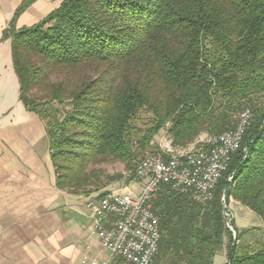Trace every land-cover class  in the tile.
<instances>
[{
    "label": "trees",
    "instance_id": "obj_1",
    "mask_svg": "<svg viewBox=\"0 0 264 264\" xmlns=\"http://www.w3.org/2000/svg\"><path fill=\"white\" fill-rule=\"evenodd\" d=\"M34 1H20L2 38L19 99L44 123L55 187L88 196L101 184L95 165L130 169L134 145L149 148L164 127L185 145L250 109L209 208L165 186L153 197L156 264H211L224 235L225 264H264V242L239 250L220 203L224 190L264 222V0H62L16 27Z\"/></svg>",
    "mask_w": 264,
    "mask_h": 264
},
{
    "label": "crops",
    "instance_id": "obj_2",
    "mask_svg": "<svg viewBox=\"0 0 264 264\" xmlns=\"http://www.w3.org/2000/svg\"><path fill=\"white\" fill-rule=\"evenodd\" d=\"M20 1L0 0V264H129L110 257L91 232L86 201L97 195L55 187L44 123L19 99L11 40L2 38ZM57 4L36 0L16 27L39 21Z\"/></svg>",
    "mask_w": 264,
    "mask_h": 264
},
{
    "label": "built area",
    "instance_id": "obj_3",
    "mask_svg": "<svg viewBox=\"0 0 264 264\" xmlns=\"http://www.w3.org/2000/svg\"><path fill=\"white\" fill-rule=\"evenodd\" d=\"M250 118V111L243 112L233 128L211 138H197L195 142L200 145L189 149L179 148L171 138H164L134 168L132 182L139 186L138 194L124 187L88 199L91 232L109 256H119L129 264H151L160 239L159 216L152 208L154 195L165 186L187 195L201 207H208L232 154L240 147L245 120ZM231 179L232 176L227 177L229 182ZM220 203L224 225L236 241L234 214L224 190ZM91 264L98 262L92 260Z\"/></svg>",
    "mask_w": 264,
    "mask_h": 264
},
{
    "label": "rangeland",
    "instance_id": "obj_4",
    "mask_svg": "<svg viewBox=\"0 0 264 264\" xmlns=\"http://www.w3.org/2000/svg\"><path fill=\"white\" fill-rule=\"evenodd\" d=\"M62 0H54V3L58 2L57 6L61 3ZM35 2V1H34ZM33 2V3H34ZM32 3V4H33ZM31 4V5H32ZM56 6V7H57ZM54 7V8H56ZM52 8L51 10H53ZM49 10V12L51 11ZM47 11V10H46ZM47 12V13H49ZM46 13V14H47ZM248 109V108H246ZM251 114V110L248 109ZM238 115L236 116V121L234 123V126L238 120ZM145 114H141L139 120H136L134 124L136 126H141L146 120ZM251 119V118H250ZM233 126V127H234ZM45 128V127H44ZM223 132V131H222ZM46 133V132H45ZM216 134V133H213ZM212 136V134H208L203 132L198 138H208ZM47 137V135H46ZM164 138H170L167 134L166 127H164L162 130L159 131L157 135L154 136V139L150 142V147L142 150L136 145H134L133 150L137 154L136 160L133 162V166L128 169L124 164L120 162H102L94 166L97 170L100 171V179L101 184L100 188L93 193L95 196L100 195L101 193L105 192L106 190H112V189H122L124 187H128L133 190L135 194L139 193V186L132 182V174L134 171V168L136 164L148 153H151L157 149L159 141L163 140ZM200 143L191 142L185 145H177L179 148H192L199 146ZM223 193V191H222ZM221 193V194H222ZM156 195V194H155ZM154 195V196H155ZM229 200V201H228ZM226 201L228 202L229 208L232 210L234 214V225L235 229L241 234L239 239H236L235 243L240 250L242 249H248L253 250L258 245L264 242V222L260 217H258L254 212H252L250 209L245 207L244 205L240 204L239 202L235 201L232 198H226ZM211 204V203H210ZM210 204L207 208H209ZM222 208V205H221ZM221 217H222V209H221ZM224 230L228 233L229 230L225 227L224 221L222 218ZM237 232V233H238ZM230 238H232L231 233L229 232ZM238 236V234H237ZM228 237L226 235L223 236L222 239V246L217 249L215 252L212 263L211 264H225L226 262V245H227ZM158 251L152 261L151 264H155L156 258L158 257Z\"/></svg>",
    "mask_w": 264,
    "mask_h": 264
},
{
    "label": "bare ground",
    "instance_id": "obj_5",
    "mask_svg": "<svg viewBox=\"0 0 264 264\" xmlns=\"http://www.w3.org/2000/svg\"><path fill=\"white\" fill-rule=\"evenodd\" d=\"M243 112H249V110L242 111L239 117H241V115H243ZM249 122H250V119L245 120V128H247V126L249 125ZM212 136H216V134H212ZM208 138H211V136Z\"/></svg>",
    "mask_w": 264,
    "mask_h": 264
}]
</instances>
